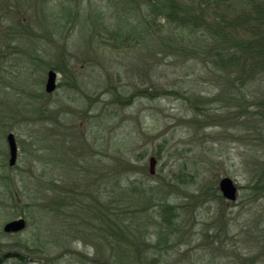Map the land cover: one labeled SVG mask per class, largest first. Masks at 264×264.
I'll list each match as a JSON object with an SVG mask.
<instances>
[{
    "label": "rangeland",
    "instance_id": "374dc122",
    "mask_svg": "<svg viewBox=\"0 0 264 264\" xmlns=\"http://www.w3.org/2000/svg\"><path fill=\"white\" fill-rule=\"evenodd\" d=\"M119 9L0 0V264H115V253L117 264H264V77L235 85L194 69L158 44L162 17L133 43ZM116 30L132 36L116 42ZM122 202L125 229L111 236L101 213ZM18 217L26 227L4 233Z\"/></svg>",
    "mask_w": 264,
    "mask_h": 264
},
{
    "label": "trees",
    "instance_id": "16d2710c",
    "mask_svg": "<svg viewBox=\"0 0 264 264\" xmlns=\"http://www.w3.org/2000/svg\"><path fill=\"white\" fill-rule=\"evenodd\" d=\"M109 1L111 4L117 2V5H123V9H119L120 12L115 14L116 17H133V43L138 44L145 39L147 33L160 30V24L156 20L162 17L168 25L169 33L158 40V44L165 46L170 54L182 60H193L194 69L196 64L202 62L207 66L206 70L219 81L229 79L235 85L251 84L254 80L264 77V0ZM110 14L114 15L112 12ZM128 19L129 24L130 18ZM139 25L141 27H138ZM114 34L116 36L113 35L112 38L119 43L131 38L129 31L122 35L116 30ZM1 179L13 198L12 188L8 189V186L16 185L17 179L12 175L1 176ZM127 191V188L121 190V201L127 200ZM128 207L122 202L120 206L114 207L117 209L116 213H101L102 219L107 223V229L111 230L114 226L111 236H119L124 232ZM163 210L169 211L170 207L164 206ZM119 220L122 223L119 224ZM27 246V241H21L17 248L23 249ZM127 252L121 250L118 254L126 256ZM115 254L113 262L117 264V253ZM140 256L137 260L142 261L143 255ZM152 260L155 259L150 258V261Z\"/></svg>",
    "mask_w": 264,
    "mask_h": 264
},
{
    "label": "water",
    "instance_id": "95a60500",
    "mask_svg": "<svg viewBox=\"0 0 264 264\" xmlns=\"http://www.w3.org/2000/svg\"><path fill=\"white\" fill-rule=\"evenodd\" d=\"M56 77L57 73L50 69L48 71L47 80L45 84V91L51 92L56 88ZM7 143H8V149H9V160L8 164L10 166H13L16 162L17 158V144L14 138V135L12 132L8 133L7 135ZM155 159L152 157L150 158V172H153V165H154ZM220 190L225 198L234 200L236 198V192L237 187L233 180L225 176L220 180L219 183ZM26 227V220L23 217H18L15 219H12L5 223L3 227V231L5 232H18L23 230Z\"/></svg>",
    "mask_w": 264,
    "mask_h": 264
},
{
    "label": "flooded vegetation",
    "instance_id": "af4514ba",
    "mask_svg": "<svg viewBox=\"0 0 264 264\" xmlns=\"http://www.w3.org/2000/svg\"><path fill=\"white\" fill-rule=\"evenodd\" d=\"M52 70H55V72L58 74V72H57V69H52ZM56 88H57V84H56ZM10 133V132H9ZM13 133V132H12ZM7 135H8V133H7ZM13 135H14V133H13ZM14 138H15V135H14ZM6 140H7V136H6ZM15 141H16V139H15ZM17 144V143H16ZM18 148V147H17ZM17 154H18V152H17ZM17 159V158H16ZM16 163V162H15ZM18 232H20V231H18ZM6 233H16V232H6Z\"/></svg>",
    "mask_w": 264,
    "mask_h": 264
}]
</instances>
